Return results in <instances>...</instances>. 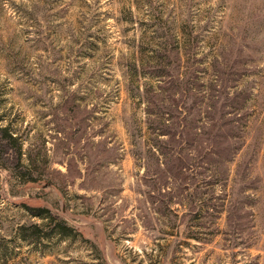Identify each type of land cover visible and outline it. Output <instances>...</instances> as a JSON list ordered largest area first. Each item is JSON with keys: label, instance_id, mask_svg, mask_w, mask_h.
<instances>
[{"label": "rangeland", "instance_id": "1", "mask_svg": "<svg viewBox=\"0 0 264 264\" xmlns=\"http://www.w3.org/2000/svg\"><path fill=\"white\" fill-rule=\"evenodd\" d=\"M0 125V264H264V0H0Z\"/></svg>", "mask_w": 264, "mask_h": 264}, {"label": "trees", "instance_id": "2", "mask_svg": "<svg viewBox=\"0 0 264 264\" xmlns=\"http://www.w3.org/2000/svg\"><path fill=\"white\" fill-rule=\"evenodd\" d=\"M147 113H149V115H147V128H149V130H151L152 134H154L155 136L152 137V140L150 142V146L147 148V150L150 151V155L147 156L149 158H153L154 161H158L159 164H164L165 167H158L159 169L154 170L153 173H161L162 172H168L171 173L172 170H174L173 166L171 165V163L176 160V159H183V166L182 168L184 170H188V177L184 176V182H183V186H185L186 189H188V185L190 184L188 182L187 179L192 178L194 179V186L196 187V189H199L200 191L204 188H207L210 184V181H206L205 183H201L200 179H197L198 177L196 176L195 173H193L191 171V167L193 165H195L196 167L201 166L203 167V164H205V167H207L209 170H211L213 167V162L210 161V159H206L202 156V153H197L196 157L191 156V154L188 152H186L185 154L182 155V153L184 152V150L188 149V147L186 146L185 140L180 142V146H179V150H175V152L173 153L174 156H169L167 153V150L163 149V148H167L168 145H166V143L164 142L165 140L162 139L165 136H169L173 133L176 134V132H174V127L171 126L174 123H177L178 126L180 127V129L177 131L178 134L180 136H182V138L187 139L188 136V130H187V119H186V115L184 116H179L177 117V119L175 120V118L171 117L170 114H168L169 117H166V115L161 114V113H157V112H153L150 110H147ZM152 115L154 117H152ZM222 117H225V114H222ZM179 119V121H178ZM169 122H173L172 124ZM230 123V120L229 122ZM227 123V124H228ZM200 128V127H199ZM157 135V137H156ZM16 140V135H14L12 132H10L7 128V126L4 125H0V148H6L8 146V144H10L11 141H15ZM185 142V143H184ZM185 144V145H184ZM13 149L16 150L15 155L19 152L20 153V147L19 146H14ZM171 149V148H170ZM191 149V148H190ZM195 150H197V147L195 148ZM191 152V151H190ZM170 153V152H169ZM214 153L217 154V151L214 150ZM180 154V156H179ZM190 156V161H186L187 156ZM220 156V155H219ZM166 160V161H165ZM185 161V162H184ZM190 174V177H189ZM31 212H33L34 214H40L41 211H38V209H32L31 207H28ZM36 210V211H35ZM51 218H54L53 214H50Z\"/></svg>", "mask_w": 264, "mask_h": 264}]
</instances>
